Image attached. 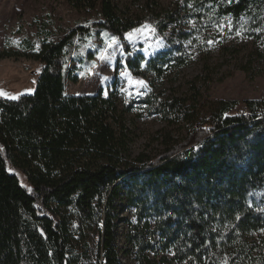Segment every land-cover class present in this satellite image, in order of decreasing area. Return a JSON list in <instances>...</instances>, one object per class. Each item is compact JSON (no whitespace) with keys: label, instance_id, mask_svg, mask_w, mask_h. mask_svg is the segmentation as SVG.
Wrapping results in <instances>:
<instances>
[{"label":"trees","instance_id":"1","mask_svg":"<svg viewBox=\"0 0 264 264\" xmlns=\"http://www.w3.org/2000/svg\"><path fill=\"white\" fill-rule=\"evenodd\" d=\"M65 1L99 5L101 21L47 37L37 51L28 45L41 65L35 92L0 96V264H264L262 102L149 94L139 105L185 133L133 158L132 103L66 95V76L77 82L66 49L108 32L135 79L161 81L186 67L191 36L169 34V16L122 20L113 0ZM181 1L197 26L254 39L264 59V0ZM147 24L168 45L149 59L128 41Z\"/></svg>","mask_w":264,"mask_h":264},{"label":"rangeland","instance_id":"2","mask_svg":"<svg viewBox=\"0 0 264 264\" xmlns=\"http://www.w3.org/2000/svg\"><path fill=\"white\" fill-rule=\"evenodd\" d=\"M113 3L122 20L153 15L168 22L169 16L172 17L167 24L169 34L191 36V40L183 43L191 55L188 64L161 81H154L150 75L135 79L125 67L122 44L108 32L98 37L93 33L91 39L76 40L66 49V71L73 70L77 77V82H73L66 76V95L115 93L119 108L132 103L125 123L133 137L130 144L133 158L140 155L152 158L163 150L165 143L185 133L182 125L168 126L159 116L150 115L147 107L139 105V100L149 94L164 100L198 92L204 100H250L264 105V59L259 56V42L245 35L227 34L223 27L202 29L181 0H113ZM99 10L98 5L96 11H79L65 0H0V52L14 56L0 61V96L17 99L32 95L41 65L29 59L27 46L37 51L47 37L58 41L78 26L99 22ZM144 26L152 30L151 35ZM144 26L133 30L128 41L135 53H143L149 59L168 45L157 37L152 25ZM209 40L214 42L209 44ZM123 217L133 219L129 214Z\"/></svg>","mask_w":264,"mask_h":264},{"label":"snow or ice","instance_id":"3","mask_svg":"<svg viewBox=\"0 0 264 264\" xmlns=\"http://www.w3.org/2000/svg\"><path fill=\"white\" fill-rule=\"evenodd\" d=\"M144 28H145V29H148V26H144ZM137 31H142V30H137ZM257 31H259V29H257ZM151 33H152V30L148 29V34L151 35ZM238 34H239V33H238ZM213 42H214V41H212V40H209V41H208L209 44H212ZM122 75H124V74L122 73ZM138 83H140V84H144L145 82H144V81H138ZM0 94H2V93H0Z\"/></svg>","mask_w":264,"mask_h":264},{"label":"crops","instance_id":"4","mask_svg":"<svg viewBox=\"0 0 264 264\" xmlns=\"http://www.w3.org/2000/svg\"><path fill=\"white\" fill-rule=\"evenodd\" d=\"M35 64L39 65L38 63L35 62Z\"/></svg>","mask_w":264,"mask_h":264}]
</instances>
